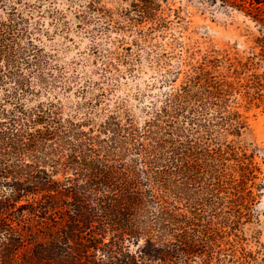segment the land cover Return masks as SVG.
Listing matches in <instances>:
<instances>
[{"label": "trees", "instance_id": "1", "mask_svg": "<svg viewBox=\"0 0 264 264\" xmlns=\"http://www.w3.org/2000/svg\"><path fill=\"white\" fill-rule=\"evenodd\" d=\"M48 1L52 12L63 13ZM97 2L90 0L79 16L102 13ZM208 3L246 11L261 23L259 52L231 57L226 49L202 51L175 39L180 61L168 71L169 88L161 103L143 107L139 121L127 100L109 107L101 104L105 92L86 96L90 79L66 111L55 93L67 88L58 74L63 68L52 65L54 55L29 27L34 6L0 0V264H259L264 258V249H248L239 232L261 201L260 149L229 139L248 126L237 94L248 104L264 99V71L249 73L264 61V0ZM131 5L135 22H157L151 31L166 26L160 3ZM104 56L115 73L130 58ZM44 94L54 98L38 99Z\"/></svg>", "mask_w": 264, "mask_h": 264}, {"label": "rangeland", "instance_id": "2", "mask_svg": "<svg viewBox=\"0 0 264 264\" xmlns=\"http://www.w3.org/2000/svg\"><path fill=\"white\" fill-rule=\"evenodd\" d=\"M26 1L34 6L29 24L33 36L54 55L52 65L63 68L62 72L56 68L54 71L55 75L57 72L61 75V79H67V88L59 86L55 93L65 104L66 111H70L74 103L82 98L78 91L85 80L90 79L86 96L100 97L105 92L107 95L101 98V104L109 107L116 101L127 100L137 119L142 121L145 117L143 107L151 104V100L161 103L164 92L169 88V84L164 82L170 76L168 71L179 64L175 39L202 51L226 49L231 57L247 58L260 50L257 37L262 34L261 23L246 11L210 5L208 0H153L161 4L159 14L166 25L154 31H151L152 26H156L157 22L134 21L137 11L131 9V3L138 0H98L103 14L88 10L87 20H83L78 12L90 0H55L54 5L62 14L52 12L48 0H41L38 6L35 3L39 4V0ZM129 46L132 49L125 48ZM96 47L99 52L95 51ZM109 51L124 57L130 54L128 62L118 64L119 72L115 73V69L107 65L104 55ZM160 54H164L161 59L157 57ZM256 60L259 61V58ZM260 61L249 73L264 71V61ZM128 67L133 70H127ZM184 75H180L176 85L182 82ZM72 76L77 77L71 79ZM49 97L54 98V94H44L38 99ZM235 100L247 117L248 126L241 136L231 135L229 139L234 138L249 150L258 147L260 155L256 159L263 169L259 179L263 183L261 201L254 205L252 220L242 223L239 232L248 237L244 242L248 249H264V99L258 100L259 104H248L243 94H237ZM83 115L84 112H80V116ZM225 251L232 252L229 249ZM259 264H264V258H259Z\"/></svg>", "mask_w": 264, "mask_h": 264}]
</instances>
